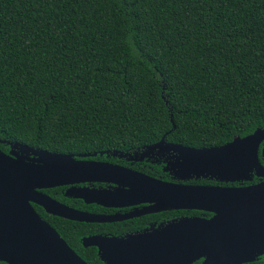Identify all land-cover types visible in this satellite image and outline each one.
<instances>
[{
  "label": "trees",
  "instance_id": "obj_1",
  "mask_svg": "<svg viewBox=\"0 0 264 264\" xmlns=\"http://www.w3.org/2000/svg\"><path fill=\"white\" fill-rule=\"evenodd\" d=\"M258 128L264 129V0H0V150L6 154L20 144L125 165L124 155L164 136L209 148ZM151 163L141 172L174 181L164 162ZM63 190L41 192L76 210L105 211ZM33 207L88 264L104 263L82 238L123 236L147 221L79 223ZM193 215L212 216L179 210L154 217ZM245 264H264V254Z\"/></svg>",
  "mask_w": 264,
  "mask_h": 264
},
{
  "label": "water",
  "instance_id": "obj_2",
  "mask_svg": "<svg viewBox=\"0 0 264 264\" xmlns=\"http://www.w3.org/2000/svg\"><path fill=\"white\" fill-rule=\"evenodd\" d=\"M167 104V102H166ZM174 126L172 127V130ZM256 129L238 139L255 137L254 151L247 156L221 157L215 148H190L167 143L164 137L148 148L167 152L164 172L168 182L119 165L85 160L91 154L51 153L13 144L6 154L0 150V262L6 264H88L83 261L36 212L79 223H115L143 215L188 210L211 214L183 217L159 226H150L123 236L93 235L82 238L85 248L94 247L104 264H245L264 254L260 245L241 248L250 235L264 244V137ZM95 156V154H93ZM74 160L76 169L53 164L52 158ZM26 169L17 167L20 161ZM84 158V159H81ZM229 176V179H222ZM240 187L185 184L191 180H215L220 183L251 182ZM102 183L113 189L76 187ZM68 187L64 196L104 208L145 205L126 214L100 215L73 209L42 190ZM201 195L184 194L176 189H213ZM28 197L27 201L25 197ZM218 214V215H217ZM217 216V217H216ZM212 220V221H211ZM181 221V222H176ZM202 221V222H200ZM121 245L109 241L126 240ZM135 237V238H131Z\"/></svg>",
  "mask_w": 264,
  "mask_h": 264
},
{
  "label": "flooded vegetation",
  "instance_id": "obj_3",
  "mask_svg": "<svg viewBox=\"0 0 264 264\" xmlns=\"http://www.w3.org/2000/svg\"><path fill=\"white\" fill-rule=\"evenodd\" d=\"M148 147L142 148L141 150H137V152H134L135 155H131V154H127L126 156L124 155V158H123L124 161H122V162H124L125 165L113 164V163H110L108 161H102V160H94V159H91V157L86 158L85 160L110 163V164H113V165H119V166L131 169V170H134V171L141 172V170L144 169L146 164H151V165L155 164V163H151L152 160L156 159V160H160L161 162H164V160L168 156L167 152H165V151L159 150L157 148H148ZM81 159H84V158H81ZM134 167H138L139 170L133 169ZM141 173H143V172H141ZM173 182H178V181H173ZM258 182L259 181H257L256 183H258ZM256 183H254V184H256ZM76 187H88V188H96V189H99V188L100 189H113L114 188V186H112V185H107V184H102V183H92V184L85 183V184L76 185ZM59 188H63L64 189L63 190V194H65V191L67 190L68 187H59ZM75 200H78V199H75ZM144 206L145 205H138V206L124 207V208H104V207L99 206V207L105 209V211L102 212V213H94V214L110 215V216L111 215H117V214H126V213H129V212H133L135 210H140ZM184 211H188V210H184ZM157 214H160V213L148 214V215H143V216H140V217H135V218L129 219V220H134V219H143V218L146 219L147 218V221L143 222L144 226L142 228L137 229V231L127 232L125 234L135 233V232H138V231H142L144 229H149V227L152 226V225L159 226L161 224H164V223H166L168 221H172L174 219H180V218H183V217H193L194 216V215L193 216H180V217H177V218L176 217L175 218H171L170 220H166V219L160 220V219L154 217ZM197 217H203V216H197ZM151 218H155V219L154 220H150ZM205 218H207V217H205ZM129 220H126V221H129ZM122 222H125V221L115 222V223H122ZM125 234H123V235H125Z\"/></svg>",
  "mask_w": 264,
  "mask_h": 264
},
{
  "label": "snow or ice",
  "instance_id": "obj_4",
  "mask_svg": "<svg viewBox=\"0 0 264 264\" xmlns=\"http://www.w3.org/2000/svg\"><path fill=\"white\" fill-rule=\"evenodd\" d=\"M261 137H264V132L260 133ZM255 139V137H249L247 139H238L235 143H227L223 147H218L215 148V153L218 156L221 157H231V156H247L251 152L254 151L253 146H252V141ZM15 162V165L17 167L26 169V166L23 165L22 163V158L20 161L17 160H11ZM52 163L53 164H59L64 167L68 168H73L76 169L79 164H77L74 160L69 159V158H61V157H54L52 158ZM229 176H225L222 179H229ZM225 187H231L230 185H226ZM175 191L181 193L182 195L184 194H191V195H201L204 193H209V192H215V191H220V189L213 188V189H176ZM26 201L28 197H25ZM218 215V214H217ZM217 217V216H216ZM212 221V220H211ZM176 222H181V221H176ZM202 222V221H200ZM135 238V237H131ZM130 237H128L126 240H115V241H109V244L113 245H121L125 244L129 241ZM260 245V250L264 251V244H262L259 239L255 235H250L244 245L241 248H248L254 245Z\"/></svg>",
  "mask_w": 264,
  "mask_h": 264
}]
</instances>
